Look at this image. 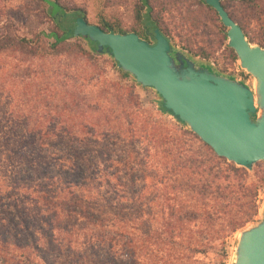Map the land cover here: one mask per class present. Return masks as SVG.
Here are the masks:
<instances>
[{
  "label": "trees",
  "instance_id": "1",
  "mask_svg": "<svg viewBox=\"0 0 264 264\" xmlns=\"http://www.w3.org/2000/svg\"><path fill=\"white\" fill-rule=\"evenodd\" d=\"M143 7L131 31L98 25L156 40ZM6 14L0 8V264H207L211 253L226 264L230 239L260 213L264 176L164 118L173 113L163 102L161 114L149 109L136 79L74 34L83 9L31 37Z\"/></svg>",
  "mask_w": 264,
  "mask_h": 264
},
{
  "label": "water",
  "instance_id": "2",
  "mask_svg": "<svg viewBox=\"0 0 264 264\" xmlns=\"http://www.w3.org/2000/svg\"><path fill=\"white\" fill-rule=\"evenodd\" d=\"M46 1L53 16L68 17L64 7ZM205 1L228 28V44L241 66L255 77L254 88L198 65L185 51L174 48L159 28L151 43L138 33L106 31L79 17L74 34L95 42L99 53L112 56L142 87L155 89L172 116L187 123L219 156L252 169L264 161V47L248 39L222 0ZM261 216L240 232L235 264H264V208Z\"/></svg>",
  "mask_w": 264,
  "mask_h": 264
},
{
  "label": "rangeland",
  "instance_id": "3",
  "mask_svg": "<svg viewBox=\"0 0 264 264\" xmlns=\"http://www.w3.org/2000/svg\"><path fill=\"white\" fill-rule=\"evenodd\" d=\"M52 1L64 7L67 12H72L75 8L83 9L90 23L99 24L102 19H111L120 21L122 27L128 31L136 27L137 10L144 5L142 8L143 20L150 22V18H153L158 27L170 37L174 48L185 51L198 65L210 66L214 72L234 77L252 88L255 87V77L241 66L239 56H235L228 44V28H224L220 16L205 0ZM222 1L227 10L245 27L248 37L253 40L254 44L262 43V47H264V0ZM0 8H5L6 15L15 17L21 35L31 37L37 32L48 35L54 28L52 8L47 1L0 0ZM49 38L54 39L52 36ZM72 41H80L86 47L88 46V42L83 38H74ZM149 42L154 43L155 39L150 37ZM138 91L146 106L161 114L158 103L162 100L158 92L151 87H139ZM163 115L164 118L172 122L176 121L172 115ZM258 164L249 170H256L264 176V161H260ZM260 205V213L256 220L239 230L230 239V256L226 264H235L236 246L240 232L259 222L262 217L264 187L260 192ZM219 259L218 254L211 253L205 261L207 264H214Z\"/></svg>",
  "mask_w": 264,
  "mask_h": 264
},
{
  "label": "flooded vegetation",
  "instance_id": "4",
  "mask_svg": "<svg viewBox=\"0 0 264 264\" xmlns=\"http://www.w3.org/2000/svg\"><path fill=\"white\" fill-rule=\"evenodd\" d=\"M150 21L155 23L156 27H158L157 22L153 18H150Z\"/></svg>",
  "mask_w": 264,
  "mask_h": 264
}]
</instances>
